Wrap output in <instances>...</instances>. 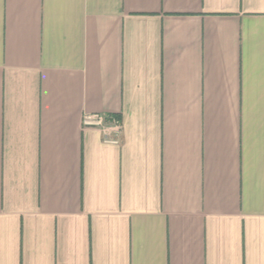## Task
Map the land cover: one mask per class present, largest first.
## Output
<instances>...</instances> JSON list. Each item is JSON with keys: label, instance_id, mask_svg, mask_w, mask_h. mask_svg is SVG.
<instances>
[{"label": "crops", "instance_id": "0c3cea01", "mask_svg": "<svg viewBox=\"0 0 264 264\" xmlns=\"http://www.w3.org/2000/svg\"><path fill=\"white\" fill-rule=\"evenodd\" d=\"M0 264H264V0H0Z\"/></svg>", "mask_w": 264, "mask_h": 264}, {"label": "built area", "instance_id": "2783aa9c", "mask_svg": "<svg viewBox=\"0 0 264 264\" xmlns=\"http://www.w3.org/2000/svg\"><path fill=\"white\" fill-rule=\"evenodd\" d=\"M114 120H115L114 122H115L116 128L113 131V133L118 135L120 132L119 122L116 119ZM83 125L84 127L100 128L103 125V119L98 115H89V116L84 117ZM105 142L117 144L118 140L116 138L115 139L112 138V139H106Z\"/></svg>", "mask_w": 264, "mask_h": 264}]
</instances>
